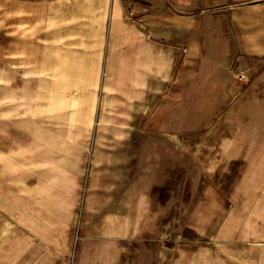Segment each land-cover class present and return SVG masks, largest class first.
I'll return each instance as SVG.
<instances>
[{
	"label": "crops",
	"instance_id": "0c3cea01",
	"mask_svg": "<svg viewBox=\"0 0 264 264\" xmlns=\"http://www.w3.org/2000/svg\"><path fill=\"white\" fill-rule=\"evenodd\" d=\"M257 146L264 0H0V264H264Z\"/></svg>",
	"mask_w": 264,
	"mask_h": 264
},
{
	"label": "rangeland",
	"instance_id": "374dc122",
	"mask_svg": "<svg viewBox=\"0 0 264 264\" xmlns=\"http://www.w3.org/2000/svg\"><path fill=\"white\" fill-rule=\"evenodd\" d=\"M226 145V144H225ZM243 145V144H241ZM230 146V150L232 149V144H229ZM264 152V147L263 146H257L255 148H250L249 150H247V157L245 154H242L241 157H246V159H248V161L246 162V168L249 169L251 168V172H263L264 171V161L261 159L263 157V153ZM237 151L234 153V155H236ZM225 161H228V159L226 158ZM244 166V167H245ZM241 168V166H235V169L238 171ZM243 169V168H242Z\"/></svg>",
	"mask_w": 264,
	"mask_h": 264
}]
</instances>
